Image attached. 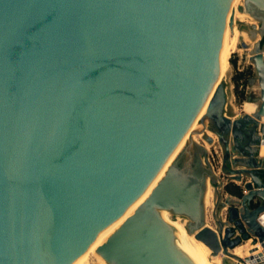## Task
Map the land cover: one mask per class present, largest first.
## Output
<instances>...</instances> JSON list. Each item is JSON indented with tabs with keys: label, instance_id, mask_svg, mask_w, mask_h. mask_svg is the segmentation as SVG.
<instances>
[{
	"label": "water",
	"instance_id": "95a60500",
	"mask_svg": "<svg viewBox=\"0 0 264 264\" xmlns=\"http://www.w3.org/2000/svg\"><path fill=\"white\" fill-rule=\"evenodd\" d=\"M239 11L260 102L231 117ZM262 145L264 0H0V264H264Z\"/></svg>",
	"mask_w": 264,
	"mask_h": 264
},
{
	"label": "rangeland",
	"instance_id": "374dc122",
	"mask_svg": "<svg viewBox=\"0 0 264 264\" xmlns=\"http://www.w3.org/2000/svg\"><path fill=\"white\" fill-rule=\"evenodd\" d=\"M237 27L241 31L247 30V25H251L255 21L251 18V16H246L244 18H237L235 19ZM248 36V34H247ZM244 35L238 34L237 40H236V47L235 49L230 53L229 55V65L227 66L226 70L224 71L221 81L225 83L227 95H228V100H227V106H226V112H228V115H231L233 117L244 113L243 110V105L245 102L251 98L252 100H255V104H259V96H260V88L257 83V81H254L253 78L256 76V70L255 67L253 66L252 62L249 59V52L245 49L242 48L241 42L244 40L246 42H250V39H244ZM249 38V37H248ZM232 61H236V65L232 63ZM252 69L253 70V75L248 79V82L240 84L238 88H236V83L234 81V75L236 74L237 69ZM236 89H239V92L243 90L244 94L243 95H238V91ZM200 127V121L196 127L198 129ZM209 135H212L214 137V142L213 143H208V141L205 138L206 134H200L196 135V140L200 143H204L208 147L209 151V159L210 162L213 164L214 168L216 170H220L221 166V160L223 156V149L221 147V144L219 143L217 135L214 133L208 131L207 132ZM228 182H234L238 183L240 185V182L237 181H232L231 179H226ZM243 185V184H242ZM214 206V203H213ZM213 206L212 208H208V223L214 227H216L214 218H213ZM227 210H222V212H226ZM250 245V246H249ZM242 246L241 248V254L236 252V248L232 250L235 254L245 257L246 255H250L249 250L254 247L252 244L251 240L249 241H244L242 242L241 245L238 247ZM249 246V247H248ZM253 246V247H252ZM249 248V249H248ZM244 250V251H243ZM211 252V250H210ZM224 255L221 254L218 256L220 259V264H222V257ZM227 257V264H238V261L236 258H233L231 256H226Z\"/></svg>",
	"mask_w": 264,
	"mask_h": 264
},
{
	"label": "bare ground",
	"instance_id": "6f19581e",
	"mask_svg": "<svg viewBox=\"0 0 264 264\" xmlns=\"http://www.w3.org/2000/svg\"><path fill=\"white\" fill-rule=\"evenodd\" d=\"M246 16L249 17L250 15L246 14L245 12L239 11L237 13V15L235 16V18L230 23V25L227 27L225 38H224V43H223V47H222V51H221V55H220V73H219V82L220 83H221L222 75H223L224 71L226 70L227 66L229 65L228 64L229 63V55L236 47V40H237L238 34L244 35L245 36L244 39H247V40L249 39L248 38L249 36H247L248 33L245 32V31H241L237 27V24L235 22L236 21L235 19L244 18ZM250 44L252 45L253 43L250 42ZM256 108H257V105L254 102L247 101L243 105V110H244V112H247V113H252V112L256 111ZM201 118H202V116H198V118L194 122L195 125L192 126L190 132L187 134L186 138L184 139L186 142L188 141V139L190 138L192 133L194 131H196V127H197V125H198V123H199ZM195 138H196V136H195ZM260 153L264 157V145L261 146V152ZM208 190H209V192L211 194V198L212 199H206V201H207L208 208L211 209L212 206H213V203H214L213 202L214 191H213V188L211 186L208 187ZM135 209L136 208L130 207L128 210L134 211ZM168 215L169 214H166V215H163V216L166 219ZM98 239H100V236H99ZM254 247H255V245H254ZM241 248H242V246H240V247L237 246L236 252L241 254V251H242ZM219 258H218V256H212V254L210 252V248L208 247V261H207V264H220V259Z\"/></svg>",
	"mask_w": 264,
	"mask_h": 264
},
{
	"label": "trees",
	"instance_id": "16d2710c",
	"mask_svg": "<svg viewBox=\"0 0 264 264\" xmlns=\"http://www.w3.org/2000/svg\"><path fill=\"white\" fill-rule=\"evenodd\" d=\"M232 63L234 65H236V61H232ZM253 75V70L252 69H243V70H236V74L234 75V81L236 83V88H238V86L240 84L246 83L248 82V79ZM243 82V83H241ZM236 91H238V95H243L244 92L243 90L241 92H239V89H236ZM263 176H264V171H263ZM226 192L231 193V194H235V195H241L243 193V188L241 185L234 183V182H229V184L226 186Z\"/></svg>",
	"mask_w": 264,
	"mask_h": 264
},
{
	"label": "built area",
	"instance_id": "2783aa9c",
	"mask_svg": "<svg viewBox=\"0 0 264 264\" xmlns=\"http://www.w3.org/2000/svg\"><path fill=\"white\" fill-rule=\"evenodd\" d=\"M254 66V65H253ZM241 70V69H240ZM210 160V159H209ZM212 164V163H211ZM212 166H213V164H212ZM213 168H214V166H213ZM215 170H216V168H214ZM217 171H220V170H217ZM238 184V183H237ZM243 183L242 182H240V185L241 186H243L242 185ZM247 256V255H246ZM238 261V264H246L244 261H239V260H237Z\"/></svg>",
	"mask_w": 264,
	"mask_h": 264
},
{
	"label": "crops",
	"instance_id": "0c3cea01",
	"mask_svg": "<svg viewBox=\"0 0 264 264\" xmlns=\"http://www.w3.org/2000/svg\"><path fill=\"white\" fill-rule=\"evenodd\" d=\"M227 114H228V112H227ZM229 116H231V115H229ZM231 117H233V116H231ZM236 117V116H235ZM261 155V154H260ZM262 156V155H261ZM263 157V156H262ZM228 193V192H227ZM226 192H225V194H227ZM223 210H225V209H223Z\"/></svg>",
	"mask_w": 264,
	"mask_h": 264
}]
</instances>
